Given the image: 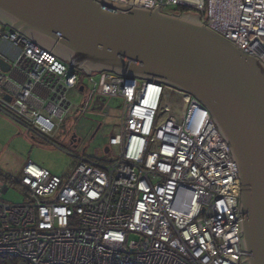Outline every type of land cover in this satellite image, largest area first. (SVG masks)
<instances>
[{
  "label": "built area",
  "instance_id": "1",
  "mask_svg": "<svg viewBox=\"0 0 264 264\" xmlns=\"http://www.w3.org/2000/svg\"><path fill=\"white\" fill-rule=\"evenodd\" d=\"M100 1L165 14L186 9L264 64V0ZM0 59L8 74L23 77L12 92L0 69V113L45 142L68 115L66 94L85 92L82 78L95 76L96 84L82 97L79 114L106 119L110 108L97 102L98 112H90L92 99L121 101L106 145L109 161L61 150L74 158L63 176L28 161L17 178L21 203L1 200L9 186L0 181V255L17 264H241L238 167L197 99L112 72L85 76L2 25ZM35 87L46 91L45 102L32 100Z\"/></svg>",
  "mask_w": 264,
  "mask_h": 264
},
{
  "label": "water",
  "instance_id": "2",
  "mask_svg": "<svg viewBox=\"0 0 264 264\" xmlns=\"http://www.w3.org/2000/svg\"><path fill=\"white\" fill-rule=\"evenodd\" d=\"M0 25L85 76L112 72L197 99L238 167L241 264H264V64L243 55L196 15L158 8L130 9L100 0H0ZM0 69L9 72L2 59Z\"/></svg>",
  "mask_w": 264,
  "mask_h": 264
},
{
  "label": "rangeland",
  "instance_id": "3",
  "mask_svg": "<svg viewBox=\"0 0 264 264\" xmlns=\"http://www.w3.org/2000/svg\"><path fill=\"white\" fill-rule=\"evenodd\" d=\"M191 15L196 14L192 13ZM82 79L85 92L81 94L73 90L66 94L67 101L71 104L68 115L53 136H45L49 142L36 137L22 125L0 113V181L2 177L18 178L23 165L28 161L54 175L67 174L73 167L74 158L61 150L74 156L84 154L100 162L109 161L112 158V153H105L104 149L111 135L112 123H114L121 101L118 98L104 97L92 99L93 105L89 108L90 112H98L101 106L97 105V102L106 109L110 108L106 119L92 114L86 116L79 114L76 111L81 104L82 97H88L87 90L96 84L95 76ZM97 127L98 130L95 132ZM69 132L75 133L80 139L75 148L67 145ZM6 184L9 189L2 195V201L21 203L25 200V196L20 190L9 183Z\"/></svg>",
  "mask_w": 264,
  "mask_h": 264
},
{
  "label": "crops",
  "instance_id": "4",
  "mask_svg": "<svg viewBox=\"0 0 264 264\" xmlns=\"http://www.w3.org/2000/svg\"><path fill=\"white\" fill-rule=\"evenodd\" d=\"M3 49H5V48L2 47L1 50H3ZM8 57H11V55H8ZM7 76L10 79V83H8L7 86L10 89V91L15 92L16 91L15 86H18L21 84L23 77L15 71H11ZM33 96H34V99L32 98L33 101H35L37 103L38 102H45L46 97H47V93L42 88L35 87L33 90Z\"/></svg>",
  "mask_w": 264,
  "mask_h": 264
},
{
  "label": "trees",
  "instance_id": "5",
  "mask_svg": "<svg viewBox=\"0 0 264 264\" xmlns=\"http://www.w3.org/2000/svg\"><path fill=\"white\" fill-rule=\"evenodd\" d=\"M181 14H187L189 13L188 10L186 9H179L178 11ZM1 182H3L4 184L9 183L12 186H14L16 189L20 190V188H18V182H17V178H12V177H2ZM21 191V190H20ZM23 192V191H21ZM18 263V259L14 256H10V255H0V264H17Z\"/></svg>",
  "mask_w": 264,
  "mask_h": 264
},
{
  "label": "flooded vegetation",
  "instance_id": "6",
  "mask_svg": "<svg viewBox=\"0 0 264 264\" xmlns=\"http://www.w3.org/2000/svg\"><path fill=\"white\" fill-rule=\"evenodd\" d=\"M73 135H74V137H73ZM69 136H72V137H73L72 140L75 141L70 147L73 148L75 145H78V144H79L80 139L76 136L75 133L70 132V134L68 135V137H69Z\"/></svg>",
  "mask_w": 264,
  "mask_h": 264
}]
</instances>
